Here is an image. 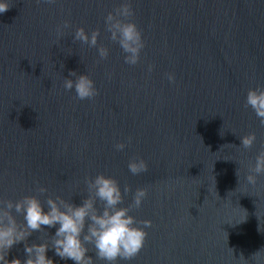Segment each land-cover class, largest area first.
Wrapping results in <instances>:
<instances>
[{
  "label": "water",
  "instance_id": "1",
  "mask_svg": "<svg viewBox=\"0 0 264 264\" xmlns=\"http://www.w3.org/2000/svg\"><path fill=\"white\" fill-rule=\"evenodd\" d=\"M121 2L9 0L0 14V199L79 204L84 177L103 173L122 193L129 186L125 205L136 188L148 193L131 212L152 222L144 247L117 264H264V176L255 186L244 178L264 144V126L244 104L249 88L264 87V0H130L145 43L134 66L104 26ZM78 27L99 30L106 59L73 42ZM70 70L89 75L99 94L65 91ZM250 132L256 142L245 150L239 136ZM134 157L146 173L128 170ZM38 185L48 191L36 193ZM54 233L33 232L27 243ZM23 249L14 245L7 259L23 260Z\"/></svg>",
  "mask_w": 264,
  "mask_h": 264
},
{
  "label": "clouds",
  "instance_id": "2",
  "mask_svg": "<svg viewBox=\"0 0 264 264\" xmlns=\"http://www.w3.org/2000/svg\"><path fill=\"white\" fill-rule=\"evenodd\" d=\"M9 7V0H0V14L8 11ZM134 14L130 0H122L119 6L104 17L109 39L119 45L124 62L130 66L140 61L141 51L145 47L140 29L130 19ZM68 27L69 22L64 21L63 29ZM63 35L62 29L58 27V40L55 44L58 45ZM98 36L99 30L89 33L83 27L76 28L72 33L74 43L95 47L100 60H104L109 55V49L98 44ZM152 69L153 65L149 64L147 71L151 72ZM166 75L170 83L174 82L173 73ZM69 77L74 79L64 77L63 88L65 91H74L77 99L92 100L99 94L94 81L86 73L77 74L70 70ZM244 104L251 108L259 124L264 126V87L249 88ZM239 139V146L248 150L255 144L256 135L250 132L239 136ZM125 147L123 141L114 145L117 151ZM127 167L133 175L148 171L146 161L140 157L130 159ZM247 167L244 178L248 184L255 186L257 178L264 176V144L255 155L254 162H249ZM236 176L239 183V168L236 169ZM84 184L87 194L81 197L79 204L60 195H47L43 203L39 195L35 194L24 195L17 200L0 199V264H54L46 255L50 249L54 255L72 260L75 264H94L93 257L102 264H117L120 260L130 261L135 258L144 247L147 236L145 229L151 227L152 222L137 219L131 212L141 207L148 194L147 190L143 187L136 188L131 202L125 205V196L130 188L125 185L122 193L114 177L97 173L94 177L85 176ZM35 191L43 195L48 190L38 185ZM18 215L23 217L22 221L17 220ZM45 228H55L49 241L27 243V238L33 232H41ZM21 242H24V259L8 260L9 250ZM89 253H94V256ZM257 254L258 252L253 257Z\"/></svg>",
  "mask_w": 264,
  "mask_h": 264
}]
</instances>
